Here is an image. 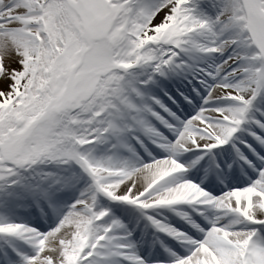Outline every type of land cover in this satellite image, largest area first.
I'll return each mask as SVG.
<instances>
[{
    "label": "snow or ice",
    "instance_id": "snow-or-ice-1",
    "mask_svg": "<svg viewBox=\"0 0 264 264\" xmlns=\"http://www.w3.org/2000/svg\"><path fill=\"white\" fill-rule=\"evenodd\" d=\"M0 264H264V0H0Z\"/></svg>",
    "mask_w": 264,
    "mask_h": 264
}]
</instances>
